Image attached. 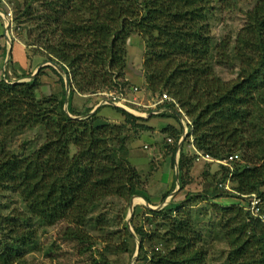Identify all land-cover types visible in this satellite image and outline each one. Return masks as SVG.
<instances>
[{
    "label": "trees",
    "instance_id": "trees-1",
    "mask_svg": "<svg viewBox=\"0 0 264 264\" xmlns=\"http://www.w3.org/2000/svg\"><path fill=\"white\" fill-rule=\"evenodd\" d=\"M224 2L15 3L12 30L17 33L22 29L25 42L41 57L31 69L43 62L55 63L63 70L70 90L66 113V88L60 73L44 66L30 77L31 72L19 65L14 69V45L22 39L12 34V51L4 76L0 73V264H19L34 250L38 228L59 223L65 225L66 240L87 244L83 254L92 247L87 229L90 216L102 202L130 201L138 196L157 206L175 189L173 175V182L156 205L144 190L140 173L130 163V134H138V138L148 134L147 119L111 106L122 123L103 122L98 114L110 105L99 106L89 115L106 99L103 94L126 89V47L134 35L143 42L141 73L145 91L158 98L167 94L190 121L177 160L179 191L187 185L184 180L190 176L195 161L194 150L191 158L187 157L183 144L214 160L239 156L232 163L229 177L235 194L218 190L229 171L216 165L220 171L212 178L221 173L215 180L217 184L207 185L204 192L187 193L180 203L170 202L158 210L134 207L133 219L140 213L143 216L141 225L133 229L139 240V259L144 264H207V254L198 249L203 235L200 213L194 207L209 201L210 208L224 221L217 230L229 248L227 264H264L263 223L251 219L242 203V197L255 195L264 217V0H254L234 39L228 37L214 47L210 20ZM0 23L3 28L1 18ZM0 47L1 65L7 46ZM233 62H237L235 79L221 80L215 66L226 68ZM51 73L59 84L48 95L38 96L39 76L52 77ZM79 92L96 100L94 104L87 103L83 112H77L72 105L74 94ZM161 107L176 112L172 103ZM153 117L177 120L169 112ZM161 130L174 141L169 150L174 168L182 128L179 124ZM36 131L41 132L38 145L34 141L30 144L29 139L19 147L12 145L17 137ZM5 192L14 193L21 207L3 210ZM219 197L237 198L240 205L219 207L212 203V198ZM99 218L98 225L103 222ZM125 236L132 240L127 231ZM126 250L124 246L119 252ZM256 253L259 255L255 258Z\"/></svg>",
    "mask_w": 264,
    "mask_h": 264
},
{
    "label": "rangeland",
    "instance_id": "rangeland-1",
    "mask_svg": "<svg viewBox=\"0 0 264 264\" xmlns=\"http://www.w3.org/2000/svg\"><path fill=\"white\" fill-rule=\"evenodd\" d=\"M224 1H226L224 4H220L219 7L217 6L218 8L216 7L217 9H215L216 11H214L210 20V33L214 47H216L219 42H222V40L226 41L228 37L232 39L235 38L237 32L244 26V22L246 21L244 18L245 14L252 8L254 3V0ZM16 2L22 4L23 0H7L6 3L8 7H10V12H12ZM2 5V2H0V11L6 10L5 6ZM4 32L5 28H2L0 23V46L3 47L4 45L7 46V39ZM15 34L17 38L22 39L21 44H23V46L20 45V49H22L21 52H17L16 49L13 52L15 58L14 62H16L14 69H17V65H19V67L31 72L30 77H33L37 73V68L42 65L40 64L32 70L34 68H32L33 63L35 64L41 57H38V54L33 51L32 45H28L29 42H25V33L22 29ZM142 53L143 42L141 38L136 35L130 37L126 47L125 73L131 82H129L125 88L128 93H130L128 86L138 85V87L142 88V92L140 90L141 93L139 92L137 95L132 94L131 96L129 94V99L136 98L139 105L135 106L138 111L135 110V115H138L137 117L144 116L145 120L147 119L146 123L150 131L146 135H141L140 138H138V134H133V137L132 134H130V143L128 145L130 149L129 160L140 173L141 179L144 181L143 187L147 195L150 196L151 200L157 205L159 203V196L169 189L171 182H173L172 176H175V164L174 168H172L170 163L171 153L169 151L171 149L170 147L174 145V141L172 137L170 138V136L165 135L161 129L170 125H172V127H178L180 121L171 117H153L158 116V114H152L153 108H151V106L158 101V96L151 95L148 91H145L143 87L144 80L141 73ZM5 64L6 60L0 65L1 76L4 74L3 68ZM40 69L41 68L38 70ZM215 72L223 81L229 82L234 80L236 76L235 73L237 72V62H233L232 65L226 68L215 66ZM51 75L52 77L46 75L47 78L44 77L45 75L43 76V74L39 76L40 86L36 91L38 96L48 95L50 89L55 87V85L57 87L59 84L57 77L52 73ZM28 80V78L23 79L21 82ZM64 81L65 79L63 77V83ZM55 89L58 90V88ZM82 93L83 92L75 93L73 96L72 105L77 112H83L87 103L91 101L94 104L96 101L91 98L93 96ZM103 104L105 103H101L100 101L93 110L97 106H102ZM135 107L132 106V108ZM98 117L103 122L108 121L115 124L122 123L121 116H119L111 106L102 108ZM39 135H41L40 131L28 133L26 135L23 134L17 137L12 145L15 148L19 147L24 140L28 139L31 140L30 144L34 141V143L38 145V142H41L39 140ZM183 150L184 154L190 158L191 152L194 153L193 149H189V147L184 144ZM177 158L176 153L174 161ZM233 165H231L232 169ZM218 171L220 170L215 164H209L202 160L197 162L194 161L193 167L190 170V176H187V179L185 178L184 180L187 184L184 190L179 191V186L175 182V189L163 203L157 206H150L153 208L158 206L163 208V206L166 205L165 202L180 203L187 193L197 194L204 192L202 190L207 185L215 186L217 184L215 180L219 178L221 173L216 176V179H213L212 176L217 174ZM210 189H212V187H210ZM171 195L172 197H170ZM2 197L1 205L3 210L8 207L10 210L14 211L21 207L19 199L14 193L5 192ZM131 201L134 202V207L143 206L146 208L139 199L131 198L130 201L120 202L116 200H107L106 202H102L91 214L87 227L89 237L91 238L89 244H92L89 251L82 254L81 252L87 244L82 246L74 241L66 240L63 237L65 225L59 223L52 227L38 228L37 244L34 250L28 253L19 264H144V262L139 259V255L137 258L135 257L139 240L137 238L135 239L128 231V229H130L134 233L133 229L141 225L143 218L141 213L140 215H136L134 219L133 214L131 219L128 218ZM212 203L219 207L240 205V201L234 197H219L214 200L212 198ZM210 205V202L207 201V203L200 202L194 207L196 211L200 213L201 224L199 227L203 235V241L198 246V249L202 248L207 254V264H227L229 248L227 242L223 240L217 230L219 225L224 224V221L221 219L222 216L220 214L210 208ZM99 216V219H102L103 222L98 225L96 220ZM125 231L130 234L132 240L125 236ZM124 246L127 247L126 252H119V249ZM258 255L259 253H256L255 258L258 257Z\"/></svg>",
    "mask_w": 264,
    "mask_h": 264
},
{
    "label": "built area",
    "instance_id": "built-area-1",
    "mask_svg": "<svg viewBox=\"0 0 264 264\" xmlns=\"http://www.w3.org/2000/svg\"><path fill=\"white\" fill-rule=\"evenodd\" d=\"M0 2H2V4H3L2 6H5V8H6V10L4 9V11H0V18L2 19V21L4 23V27L9 30L11 28V25H12V12H10L11 11L9 9L10 7H8V5L6 3L7 0H0ZM10 33H12V32L10 31ZM5 34L8 35V31H6ZM129 92L130 93L126 92V89H125L123 91L119 90V92L112 91L110 93L103 94L106 97V99L102 100L101 103H105L103 105H110V106L113 105V107H117V108L122 109L128 113L136 114L135 110L133 108H130L129 105L138 106L139 104L137 103L135 97L132 99H129V94L131 96H132V94L137 95L140 92V88L137 86H130ZM106 103H108V104H106ZM164 103H172L175 106V108L178 109V111L180 112L178 105L167 94H162L158 98V101L155 102L151 106V108H153L152 114H159V113L165 112L166 108H159V106L164 104ZM180 121H181V125H182V135L181 136L183 138L187 135L188 125H190V121L186 117H183L182 120H180ZM168 141H170V140H168ZM193 150L196 154V162L199 160H202L204 162L214 163L216 165H220V166L227 168L229 171H232V166H231L232 162L238 160V155H236V154L230 155L228 158L223 159V160H214L209 155H203L202 153L198 152L194 148H193ZM229 185H230L229 181H226L225 184L219 185V189L227 191L229 193H235L230 188ZM242 198L244 199L243 209L245 210V212L249 214L251 219H259L261 221V223H263V225H264V217L260 214V200H259V198L255 197V195L245 196Z\"/></svg>",
    "mask_w": 264,
    "mask_h": 264
},
{
    "label": "water",
    "instance_id": "water-1",
    "mask_svg": "<svg viewBox=\"0 0 264 264\" xmlns=\"http://www.w3.org/2000/svg\"><path fill=\"white\" fill-rule=\"evenodd\" d=\"M9 56H10V50L8 49V51H7V56H6V63H7L8 59H9ZM50 65H51L52 67H54L55 69H57V71H58L62 76H65L63 70H62L59 66H57L55 63H50ZM43 66H44V65L40 66L39 68H41V67H43ZM39 68H38V69H39ZM38 69H37V71H38ZM64 84H65V88H66V101H65V104H64V111L67 113V101H68V100H67V97H68V94H69V85H68V80H67V78H65ZM112 106H113V105H112ZM98 107H99V106H97L92 112H90L89 115L93 114V113L96 111V109H97ZM121 110H122V109H121ZM76 119H82V118H81V117H78V118H76ZM179 120H180V118H179ZM182 141H183V140H180V141H179V143H178V148L181 146ZM175 179H176V184L179 186V183H178L177 164H176V163H175ZM170 197H172V195H171ZM132 198H134V199H138V198L141 199V201H142V203L144 204V206H145L147 209H149V210H158V209H161V208H162V207H160V206L153 208V207L150 206V205H149V204H148V203H147L142 197L133 196ZM165 204H167V202H165ZM133 210H134V205H133V202L131 201V203H130V207H129V216H128L129 219H131V217H132ZM128 231H129V233H130L133 237H135V239H136V236L134 235V233L132 232V230L128 229ZM136 250H137V251H136V255H135V257L137 258L138 255H139V244H138Z\"/></svg>",
    "mask_w": 264,
    "mask_h": 264
},
{
    "label": "clouds",
    "instance_id": "clouds-1",
    "mask_svg": "<svg viewBox=\"0 0 264 264\" xmlns=\"http://www.w3.org/2000/svg\"><path fill=\"white\" fill-rule=\"evenodd\" d=\"M12 18H13V15H12ZM13 20V19H12ZM12 24H13V21H12ZM3 27H4V23H3ZM5 28V27H4ZM6 31H8V35H6L5 34V32ZM10 31L12 32V33H10ZM5 32H4V34H5V37H6V39H7V46L9 47V49H10V46L12 45V41H11V36H12V34L14 33V31L12 30V25H11V28L8 30V29H6L5 28ZM23 45V44H22ZM7 47V48H8ZM8 51V50H7ZM10 57V56H9ZM6 60V59H5ZM4 60V61H5ZM9 60V59H8ZM8 62V61H7ZM50 63L51 62H46V63H42V65H44V66H50V67H52L51 65H50ZM7 64V63H6ZM6 64H5V66H6ZM42 65H40V66H42ZM5 66H4V68H5ZM39 66V67H40ZM43 66V67H44ZM38 67V68H39ZM4 68H3V72H4ZM37 68V69H38ZM42 68V67H41ZM52 68H54V67H52ZM55 69V68H54ZM56 71H57V69H55ZM39 71V70H38ZM38 71H36V72H38ZM58 72V71H57ZM59 73V72H58ZM3 76H4V74H3ZM64 77V79L66 78V76H63ZM134 86H137L138 87V85H134ZM128 87H130V86H128ZM140 88V87H139ZM142 88H140V90H141ZM141 92H142V90H141ZM140 92V93H141ZM178 105V104H177ZM161 106V105H160ZM161 108H165V107H161ZM174 108H175V106H174ZM178 108H179V106H178ZM175 110H176V112H174V111H172V110H170V109H168V108H166V111L165 112H169V113H172L176 118H177V120H179V118H180V120H182V118L183 117H186L185 115H184V113H183V111L179 108V110H180V112L178 111V109H176L175 108ZM122 111H124V110H122ZM126 112V111H125ZM128 113V112H127ZM129 114H131V113H129ZM131 115H133V116H136L135 114H131ZM137 117V116H136ZM139 118H142V119H145V117H143V116H141V117H139ZM187 118V117H186ZM188 119V118H187ZM179 120V121H180ZM189 120V119H188ZM180 126H181V128H182V125H181V121H180ZM184 139H185V137H183L182 138V136H181V138H180V140H183L184 141ZM179 140V141H180ZM182 141V142H183ZM181 147V146H180ZM179 147V148H180ZM179 148H177V157H178V155H179ZM193 149V148H192ZM177 160H178V158L175 160V163L177 164ZM238 160H239V156H238ZM238 160H236V161H238ZM195 161H196V154H195ZM235 162V161H234ZM206 163H208V162H206ZM233 163V162H232ZM209 164H214V163H209ZM216 165V164H215ZM220 166V165H219ZM223 167V166H222ZM223 168H225V167H223ZM227 169V168H226ZM233 170V169H232ZM229 171V170H228ZM232 171H229V174H228V179L226 180V181H229V177H230V173H231ZM225 184V183H224ZM229 184H230V181H229ZM221 185V184H220ZM230 186V185H229ZM230 188H231V186H230ZM232 189V188H231ZM218 190L219 191H224V190H221V189H219V185H218ZM224 192H227V191H224ZM235 192V191H234ZM227 193H229V192H227ZM230 194H235V193H230ZM256 197V196H255ZM168 204V203H167ZM166 204V205H167ZM164 207V206H163Z\"/></svg>",
    "mask_w": 264,
    "mask_h": 264
},
{
    "label": "crops",
    "instance_id": "crops-1",
    "mask_svg": "<svg viewBox=\"0 0 264 264\" xmlns=\"http://www.w3.org/2000/svg\"><path fill=\"white\" fill-rule=\"evenodd\" d=\"M13 45V44H12ZM12 45L10 46V49H9V47L8 48H6V51L9 49L10 50V54H11V51H12ZM20 45H22L19 41L18 42H15V49H16V51L17 52H21V49H20ZM23 46V45H22ZM1 48V47H0ZM22 48V47H21ZM39 61H41V59H39L38 61H36V62H39ZM128 82H131V80L128 78Z\"/></svg>",
    "mask_w": 264,
    "mask_h": 264
},
{
    "label": "bare ground",
    "instance_id": "bare-ground-1",
    "mask_svg": "<svg viewBox=\"0 0 264 264\" xmlns=\"http://www.w3.org/2000/svg\"><path fill=\"white\" fill-rule=\"evenodd\" d=\"M138 199H139V198H138ZM138 199H137V200H138ZM139 200H141V199H139ZM133 203H134V202H133Z\"/></svg>",
    "mask_w": 264,
    "mask_h": 264
}]
</instances>
